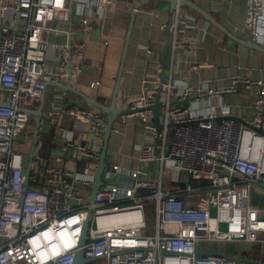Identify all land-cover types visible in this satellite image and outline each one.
Segmentation results:
<instances>
[{"label":"built area","instance_id":"obj_1","mask_svg":"<svg viewBox=\"0 0 264 264\" xmlns=\"http://www.w3.org/2000/svg\"><path fill=\"white\" fill-rule=\"evenodd\" d=\"M100 7L101 35L107 42L124 39L134 9L132 0H100ZM6 9L0 0V264H74L90 209L88 238L82 249L92 261L237 264L235 256L215 252L210 244L250 243L264 250V208L250 202L253 186L264 187V135L258 132L264 122V81L259 82L254 120L220 119L214 105L209 104L203 114L191 101V87L177 86L172 76L162 79L160 66L151 85H144L126 105L131 111L119 116L124 120L139 117L145 125L144 142L136 144L134 151L139 165L108 164L93 204L84 190L94 181L106 115L99 108L67 104L58 114L74 119V131L79 125L89 126L87 134L96 144L91 148L75 142L73 131L62 127V147L94 158V164L71 170L65 161L61 167H49L43 174L47 185L33 188L25 157L15 144L31 122L24 109L42 100L52 80L46 66L50 37L73 33L57 27L71 21L72 10L69 0H15L16 27L3 18ZM178 20L175 12L169 32L173 48L178 44ZM81 27L93 26L83 20ZM246 28L250 40L264 47V0H248ZM67 47L74 77L83 71L86 48L82 43ZM206 93L220 90L208 89L202 95ZM155 103L161 105L160 131L149 108ZM169 159L174 171L188 175V184L166 187L164 167ZM153 164L159 177L145 181ZM150 200L156 203L152 234L144 219V204ZM199 250L204 252L200 256Z\"/></svg>","mask_w":264,"mask_h":264},{"label":"crops","instance_id":"obj_2","mask_svg":"<svg viewBox=\"0 0 264 264\" xmlns=\"http://www.w3.org/2000/svg\"><path fill=\"white\" fill-rule=\"evenodd\" d=\"M4 1L7 9L2 11L3 18L8 24L16 26L13 16L15 0ZM191 1L199 5L237 39L250 40L246 28L248 0ZM71 10L72 27L70 22L58 23L57 27L72 30V35L66 32L52 35L46 53V66L52 80L48 82L49 85L44 93L45 116L41 118L39 126L40 129H44L43 134L45 133L44 150L40 151V155L34 148V138L38 135L36 120L33 122L31 120L25 134L15 144L16 149L25 157L26 170L30 169L29 186L33 188L47 185L43 174L49 167H61L65 161L71 170L84 169L94 164V158L81 155L74 148L65 150L62 147L65 141L60 131L62 127L73 131L75 142L91 148H95L96 142L87 134L89 126L79 125L81 128L74 131V119L68 115L58 114L63 106L75 103L76 96L71 92H62L55 83L65 84L72 81L75 88L103 104L110 105L120 70L125 40L112 39L107 42L101 35L103 12L100 0H73ZM176 11L179 20L176 31L178 44L175 48L172 44L167 45L166 27L172 16L168 3L165 7H160L156 1H150L145 10L136 13L124 61L117 105L123 109L131 99L142 92L144 85H151L154 75L161 66L165 74L164 79L172 76V81L177 86L191 87L193 90L191 101H195L203 114L211 104L217 107L220 119L254 120L261 93L259 82L264 81V53L250 48L241 41L232 40L187 6L179 7ZM83 20H87L93 27L82 29ZM68 43L72 45L82 43L86 48L83 71L72 78L62 74L63 70L67 71L66 61L71 52L67 47ZM165 54H167L166 57H162ZM196 65H202V67L194 70ZM96 82H100L99 85ZM208 89H217L220 93L202 95ZM38 105L39 103L33 104L31 107L36 109ZM262 129L264 130V122ZM146 132L145 125L139 117H129L125 120L118 117L113 124L108 141V153H111L113 161L111 164H119L125 168L138 167L139 163L134 155L135 146L144 142ZM59 149L61 152L58 154L56 152H59ZM33 151L41 158L40 160L32 158ZM147 172V177L151 180L158 179L159 172L156 164L150 166ZM182 174L184 173L176 171L172 175L169 174L167 180L164 179L166 187L188 184L189 178L183 181ZM176 179L179 182L173 181ZM84 192L90 194L91 187L85 188ZM250 202L253 206L258 204L252 203V195ZM263 235L264 233H261V236ZM235 244L237 249L232 252L218 251L211 247L210 249L240 258L241 261L237 264H258L246 262L249 256L259 262L264 261V250L261 251L257 244Z\"/></svg>","mask_w":264,"mask_h":264},{"label":"water","instance_id":"obj_3","mask_svg":"<svg viewBox=\"0 0 264 264\" xmlns=\"http://www.w3.org/2000/svg\"><path fill=\"white\" fill-rule=\"evenodd\" d=\"M72 1L70 0V7H72ZM150 1H163L166 2L170 5V11L172 13V16L175 12H177L176 10L179 7H183V6H187L189 8H191L192 10H194L197 14H199L200 16H202L203 18H205L207 21H209L210 23H212L214 26H216L219 30H221L222 32H224L227 36H229L232 40L234 41H241V43H244L245 45L249 46L250 48H253L255 50H258L260 52L264 53V47L249 40V41H242L237 39L231 32H229L224 26H222L217 20H215L212 16H210L208 13H206L199 5H197L194 1L191 0H132L133 2V6L134 9L131 11L130 16H129V23H128V27H127V32L125 35V44H124V48H123V55H122V60H121V65H120V70L118 73V78H117V82L114 88V93H113V100L112 103L110 105H106L103 104L101 102H99L97 99L88 96L87 94H85L82 90L75 88L72 85V81H68L65 84H60V83H55V86L57 88H59L62 92H71L76 96V104H80L83 107L86 108H99L107 117V121H106V126H105V133H104V137H103V148L102 151L100 153L99 156V163L95 172V178L94 181L91 185V192L89 194L88 200L90 203H94V199H95V195L98 192L100 186L103 184V173L105 171V168L108 166L107 163V157H108V141L111 135V131L113 129V124L116 122V120L118 119V117L121 114H125L131 111V109L129 107L126 108H120L117 105V96H118V91H119V87H120V81H121V77H122V72H123V68H124V61L128 52V48H129V44H130V40H131V36H132V32H133V28H134V20H135V16H136V9L140 8V7H144L148 4V2ZM172 16H171V20L168 24V26L166 27V32L168 34L167 36V45L171 46L172 41L170 38V27L172 24ZM70 26L72 27V23L70 22ZM71 52H69V58L66 61V69L68 71V75L70 78H72V69H71ZM167 54L163 55L162 57H166ZM165 78V74L164 71L162 72V79ZM49 83H47L46 86H48ZM45 93V92H44ZM188 99L184 100L183 103L187 104L188 103ZM43 105H44V96L42 98V100L39 102L38 107L35 108H25L24 110L29 113L31 116H33L35 118V120L37 121V126L38 129L36 130V134L38 133L39 130V126H40V121L41 118L43 116H45V113L43 111ZM149 108H151L154 111L155 114V123L157 126V129L160 131L162 128V125L160 123V108L161 105H159L158 103H155L153 105H151ZM258 132L262 135H264V130L262 128L258 129ZM27 174L30 175V169L27 170ZM119 178H117L115 180V182L118 181ZM145 181H149V178H144ZM260 188L264 189L263 186H259ZM91 213L92 210L90 209L88 211L85 223H84V227H83V234L81 236V240H80V249L77 251L76 256H75V261L74 264H86L90 261L93 260V258H86L84 256V252L82 249V246L86 243L87 238H88V230H89V223H90V219H91ZM204 252L202 250H199L197 252V255L200 256L202 255ZM217 254V253H216ZM219 255V254H217ZM234 259L237 261V263H240L241 259L240 258H235ZM243 261V260H242ZM246 262H251V263H258V264H264V261L259 262L257 260H254L253 258H248L246 259Z\"/></svg>","mask_w":264,"mask_h":264},{"label":"rangeland","instance_id":"obj_4","mask_svg":"<svg viewBox=\"0 0 264 264\" xmlns=\"http://www.w3.org/2000/svg\"><path fill=\"white\" fill-rule=\"evenodd\" d=\"M157 5L160 7H165L166 6V2H162V1H156ZM32 122L35 121V118L32 117ZM44 129H39L38 132V136H35L34 138V148L37 149L38 153L41 155L42 150H44L43 145L45 142V136L43 134ZM25 134V133H24ZM61 149H59V152L57 151L56 153H60ZM32 154H36L34 151L32 152ZM112 161V157H111V153H108V157H107V163L111 164ZM164 179L167 180V176L169 174H174V170H173V160L169 159L166 163H165V167H164ZM188 175L186 174H182L181 179L183 181H187L188 180ZM252 203H258L255 204L259 207H264V189L258 187V186H253V190H252ZM254 205V206H255ZM212 213L214 214V210L212 211ZM144 219L145 222L147 224L148 227V233L152 234L154 233L155 230V224H156V203L153 200H150L148 202H145L144 204ZM210 247L214 250H218V251H225V252H232L235 251L237 249V244L235 243H230V242H219V243H213L210 244ZM257 255V253H255ZM86 264H105L104 261L98 262V261H90Z\"/></svg>","mask_w":264,"mask_h":264},{"label":"bare ground","instance_id":"obj_5","mask_svg":"<svg viewBox=\"0 0 264 264\" xmlns=\"http://www.w3.org/2000/svg\"><path fill=\"white\" fill-rule=\"evenodd\" d=\"M72 61H73V59H72ZM37 136H38V135H37ZM33 157H34L33 159H35V160H40V159H41L37 154H34Z\"/></svg>","mask_w":264,"mask_h":264}]
</instances>
